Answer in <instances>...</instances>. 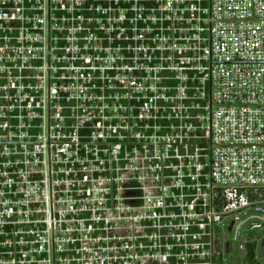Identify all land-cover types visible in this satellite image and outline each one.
Instances as JSON below:
<instances>
[{"label":"built area","instance_id":"2783aa9c","mask_svg":"<svg viewBox=\"0 0 264 264\" xmlns=\"http://www.w3.org/2000/svg\"><path fill=\"white\" fill-rule=\"evenodd\" d=\"M241 225L264 0H0V264H224Z\"/></svg>","mask_w":264,"mask_h":264},{"label":"rangeland","instance_id":"374dc122","mask_svg":"<svg viewBox=\"0 0 264 264\" xmlns=\"http://www.w3.org/2000/svg\"><path fill=\"white\" fill-rule=\"evenodd\" d=\"M250 215H256L255 211H250ZM239 224V223H238ZM221 243L227 246L229 245V253L225 255L224 264H253L248 259V253L240 249V245L253 243H260L264 240L263 229H252L249 225H241L237 231L234 229L232 232L228 231V226L220 230ZM253 241V242H252ZM227 249V247H226ZM257 262L264 264V257L262 254H257Z\"/></svg>","mask_w":264,"mask_h":264},{"label":"trees","instance_id":"16d2710c","mask_svg":"<svg viewBox=\"0 0 264 264\" xmlns=\"http://www.w3.org/2000/svg\"><path fill=\"white\" fill-rule=\"evenodd\" d=\"M256 251H257V244H248L247 246V253H248V259L253 262V264H260L255 261L256 257Z\"/></svg>","mask_w":264,"mask_h":264},{"label":"water","instance_id":"95a60500","mask_svg":"<svg viewBox=\"0 0 264 264\" xmlns=\"http://www.w3.org/2000/svg\"><path fill=\"white\" fill-rule=\"evenodd\" d=\"M258 212H262V210H258ZM229 231L230 232L232 231V227H230ZM261 251H262V254L264 255V241L262 242V245H261ZM227 253H229V245H227Z\"/></svg>","mask_w":264,"mask_h":264},{"label":"flooded vegetation","instance_id":"af4514ba","mask_svg":"<svg viewBox=\"0 0 264 264\" xmlns=\"http://www.w3.org/2000/svg\"><path fill=\"white\" fill-rule=\"evenodd\" d=\"M227 247V246H226ZM260 254H262V251H260ZM263 255V254H262ZM264 256V255H263Z\"/></svg>","mask_w":264,"mask_h":264}]
</instances>
